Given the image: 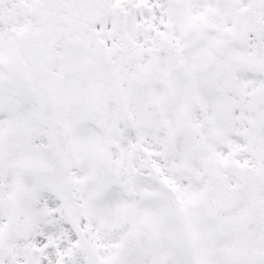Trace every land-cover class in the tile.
Wrapping results in <instances>:
<instances>
[{
  "label": "snow or ice",
  "instance_id": "snow-or-ice-1",
  "mask_svg": "<svg viewBox=\"0 0 264 264\" xmlns=\"http://www.w3.org/2000/svg\"><path fill=\"white\" fill-rule=\"evenodd\" d=\"M0 264H264V0H0Z\"/></svg>",
  "mask_w": 264,
  "mask_h": 264
}]
</instances>
